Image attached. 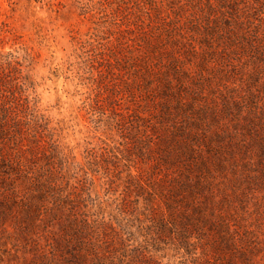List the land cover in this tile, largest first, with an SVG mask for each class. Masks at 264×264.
I'll return each mask as SVG.
<instances>
[{"label": "rangeland", "instance_id": "rangeland-1", "mask_svg": "<svg viewBox=\"0 0 264 264\" xmlns=\"http://www.w3.org/2000/svg\"><path fill=\"white\" fill-rule=\"evenodd\" d=\"M166 52L191 70L206 58L214 75L188 90L245 91L248 75L264 73V0H0V99L20 120L0 147L22 149L51 178L49 193L87 219L80 240L93 251L81 246L75 264H94L89 253L102 264H264V175L249 179L264 163L237 157L218 171L202 152L212 170L201 190L178 188L198 173L170 153L175 127L159 105L169 92L156 78ZM190 201L223 216L234 251L215 247L225 228L201 223ZM58 222L24 228L1 215L0 264H73L55 244Z\"/></svg>", "mask_w": 264, "mask_h": 264}, {"label": "trees", "instance_id": "trees-1", "mask_svg": "<svg viewBox=\"0 0 264 264\" xmlns=\"http://www.w3.org/2000/svg\"><path fill=\"white\" fill-rule=\"evenodd\" d=\"M226 35L225 38L231 42V37ZM212 41L205 38L202 43L212 50ZM194 48L192 46V52H195ZM166 54L168 62L166 66L163 65L165 71L156 78L161 80L164 88L162 91L169 92L159 105L161 111L172 118V125L175 127L174 133L171 134L173 146L170 153L175 154L178 159L188 157L187 163L198 173L194 182L190 179V175L185 174L184 180L178 183V188L189 189L195 184L196 189L201 190L204 184L202 172L209 175L212 170L211 162L198 158L201 157L202 152L207 153L208 158L213 160V165L218 171L232 166L234 168L233 164L237 157L243 160V168L249 165L251 160H255L257 165L263 167L261 164L264 163V73L248 75L243 81L246 86L245 91H242V88L236 93L235 89L229 90L228 97L222 93L217 95L215 91H211L210 95L200 91L197 93L194 91L196 87L192 91L188 90L195 86L191 83L192 79H210L214 75L212 71L208 72L206 69L208 66L206 58L203 55L198 57L194 69L191 70L185 67L186 63L176 52L174 54L166 52ZM220 68L222 64L215 69L220 70ZM180 79H189V83L182 82ZM174 90H183L184 94L189 96L185 97L184 94L177 92L173 97ZM169 97L175 99L170 100ZM8 109L0 99V141L4 143L16 136L9 124L20 123L16 113H8ZM22 155L23 151L20 148L19 151L5 154L0 147V190L4 188L2 185L6 186L5 183H9L10 186L0 191V216H6L9 213L14 219L25 222L24 228L38 227L42 224L44 227H49L50 222H58L62 216L63 220L58 222L62 229V236L56 238L55 244H59L62 250L66 251L68 257L73 259V264L81 261L84 258V255L79 252L81 246L86 247V252L93 251L90 238L87 239L88 246L85 242L81 243L89 227L87 219L81 217L84 216L82 213L65 207L68 199L61 200L60 196L50 194L49 189L53 188L51 178L33 169L31 163H28ZM260 170L257 173L251 171L253 175L249 179H258L261 174L264 175L262 173L264 168ZM189 204L201 223L207 222L214 230L217 226L225 228V231H222L226 232L224 234L216 232L218 244L215 247L232 248L234 251V241L227 239L226 236L229 223L223 221V216L212 211L210 216L214 218L211 220L205 216L197 203L190 201ZM185 211L187 212L185 209L182 211L185 220L192 221V214H185ZM219 221L221 223L218 224ZM52 248L54 249L53 246ZM55 251L61 253L59 249L55 248ZM88 255L92 261L94 260V264H102L98 263L97 254L89 253ZM247 263L253 264L251 260Z\"/></svg>", "mask_w": 264, "mask_h": 264}]
</instances>
